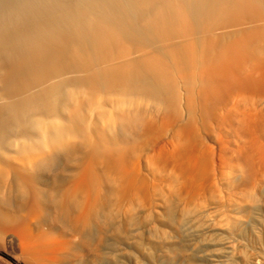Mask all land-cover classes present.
Masks as SVG:
<instances>
[{"label":"bare ground","instance_id":"obj_1","mask_svg":"<svg viewBox=\"0 0 264 264\" xmlns=\"http://www.w3.org/2000/svg\"><path fill=\"white\" fill-rule=\"evenodd\" d=\"M262 190L264 0H0V264Z\"/></svg>","mask_w":264,"mask_h":264},{"label":"rangeland","instance_id":"obj_2","mask_svg":"<svg viewBox=\"0 0 264 264\" xmlns=\"http://www.w3.org/2000/svg\"><path fill=\"white\" fill-rule=\"evenodd\" d=\"M263 202L264 190L234 209L173 203L113 215L106 232L80 237L73 264H264Z\"/></svg>","mask_w":264,"mask_h":264}]
</instances>
